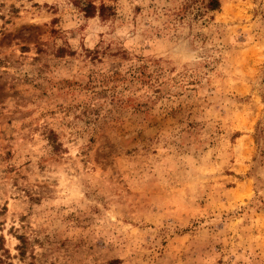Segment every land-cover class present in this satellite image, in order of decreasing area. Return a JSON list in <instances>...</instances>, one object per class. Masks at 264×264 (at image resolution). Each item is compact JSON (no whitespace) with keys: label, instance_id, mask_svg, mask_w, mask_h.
Instances as JSON below:
<instances>
[{"label":"rangeland","instance_id":"1","mask_svg":"<svg viewBox=\"0 0 264 264\" xmlns=\"http://www.w3.org/2000/svg\"><path fill=\"white\" fill-rule=\"evenodd\" d=\"M0 0V264H264V0Z\"/></svg>","mask_w":264,"mask_h":264},{"label":"trees","instance_id":"2","mask_svg":"<svg viewBox=\"0 0 264 264\" xmlns=\"http://www.w3.org/2000/svg\"><path fill=\"white\" fill-rule=\"evenodd\" d=\"M209 7L211 9H215L218 7V0H211V2L209 3Z\"/></svg>","mask_w":264,"mask_h":264}]
</instances>
